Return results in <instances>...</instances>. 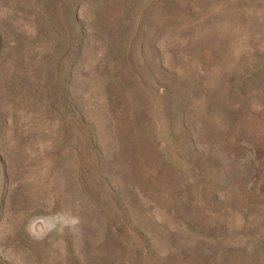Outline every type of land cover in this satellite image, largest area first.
I'll return each mask as SVG.
<instances>
[{
	"label": "rangeland",
	"instance_id": "374dc122",
	"mask_svg": "<svg viewBox=\"0 0 264 264\" xmlns=\"http://www.w3.org/2000/svg\"><path fill=\"white\" fill-rule=\"evenodd\" d=\"M223 1L0 0V264H264V38Z\"/></svg>",
	"mask_w": 264,
	"mask_h": 264
},
{
	"label": "crops",
	"instance_id": "0c3cea01",
	"mask_svg": "<svg viewBox=\"0 0 264 264\" xmlns=\"http://www.w3.org/2000/svg\"><path fill=\"white\" fill-rule=\"evenodd\" d=\"M222 1V0H221ZM210 14L218 16L210 27L219 33L235 34L225 35L226 39H260L259 33H264V0H224L218 6H213ZM244 16L243 19L238 17ZM254 34L240 36L237 33Z\"/></svg>",
	"mask_w": 264,
	"mask_h": 264
}]
</instances>
